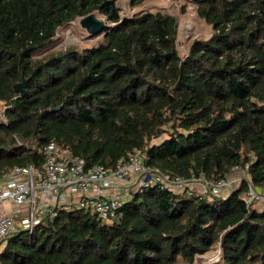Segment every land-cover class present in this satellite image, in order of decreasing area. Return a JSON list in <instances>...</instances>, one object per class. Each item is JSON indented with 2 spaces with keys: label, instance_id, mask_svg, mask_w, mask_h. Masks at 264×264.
<instances>
[{
  "label": "trees",
  "instance_id": "obj_1",
  "mask_svg": "<svg viewBox=\"0 0 264 264\" xmlns=\"http://www.w3.org/2000/svg\"><path fill=\"white\" fill-rule=\"evenodd\" d=\"M118 1L0 0V174L40 167L54 141L85 167H114L139 149L167 176L238 169L264 188V0H196L211 33L183 55L175 16H124ZM91 12L107 20L87 34L92 45L53 49L59 28ZM245 190L241 180L198 198L151 184L109 221L60 208L11 232L0 264L192 263L215 246L217 264H264V205L247 204Z\"/></svg>",
  "mask_w": 264,
  "mask_h": 264
},
{
  "label": "built area",
  "instance_id": "obj_2",
  "mask_svg": "<svg viewBox=\"0 0 264 264\" xmlns=\"http://www.w3.org/2000/svg\"><path fill=\"white\" fill-rule=\"evenodd\" d=\"M42 152L40 167H13L0 174V251L11 232L32 230L43 218L55 216L60 208H80L109 221L131 191L151 184L202 198L207 194L224 195L246 180L245 202H264V188L257 189L244 170H234L246 174L236 177L209 179L201 173L182 178L167 176L149 166L145 152L139 149L118 160L114 167L102 164L85 167L83 158L72 155L54 141L46 143Z\"/></svg>",
  "mask_w": 264,
  "mask_h": 264
},
{
  "label": "rangeland",
  "instance_id": "obj_3",
  "mask_svg": "<svg viewBox=\"0 0 264 264\" xmlns=\"http://www.w3.org/2000/svg\"><path fill=\"white\" fill-rule=\"evenodd\" d=\"M119 7L121 14L124 16L138 10L160 11L175 16L177 18L176 46L181 55L186 52L188 43L192 39L206 38L211 33V27L197 17L196 0H145L141 5L135 7H131L128 0H119ZM96 15L106 20L98 13ZM79 19L80 17H77L66 26L58 29L57 37L59 41L53 49L65 48L69 45L84 47L94 43L95 40L88 38L87 33L80 27ZM237 175L246 174L243 171H236L232 172L229 176L236 177ZM262 205H264V202H255L254 204L255 207H262ZM219 253L218 246H215L203 254H197L194 262H181L180 264H217Z\"/></svg>",
  "mask_w": 264,
  "mask_h": 264
},
{
  "label": "water",
  "instance_id": "obj_4",
  "mask_svg": "<svg viewBox=\"0 0 264 264\" xmlns=\"http://www.w3.org/2000/svg\"><path fill=\"white\" fill-rule=\"evenodd\" d=\"M118 5H119V1H118ZM79 25L87 34L96 35L106 27L107 21L97 17L95 12H91L85 16L80 17ZM24 85H25V79L23 78L22 81L16 83L13 86V89L19 95H23L25 92Z\"/></svg>",
  "mask_w": 264,
  "mask_h": 264
}]
</instances>
